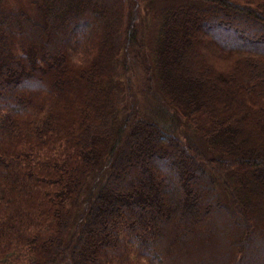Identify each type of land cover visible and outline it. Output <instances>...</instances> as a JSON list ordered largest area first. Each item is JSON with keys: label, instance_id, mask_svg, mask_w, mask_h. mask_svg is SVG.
<instances>
[{"label": "trees", "instance_id": "obj_1", "mask_svg": "<svg viewBox=\"0 0 264 264\" xmlns=\"http://www.w3.org/2000/svg\"><path fill=\"white\" fill-rule=\"evenodd\" d=\"M3 1L0 264H264V0Z\"/></svg>", "mask_w": 264, "mask_h": 264}, {"label": "rangeland", "instance_id": "obj_2", "mask_svg": "<svg viewBox=\"0 0 264 264\" xmlns=\"http://www.w3.org/2000/svg\"><path fill=\"white\" fill-rule=\"evenodd\" d=\"M233 1L237 3H244L248 0ZM39 2H41V0H4L3 4L6 8H19L26 11L34 18L40 19V13L36 4ZM131 2H134V0H131ZM168 2L170 1L166 0V2H164L162 0H136L134 6H132L133 3H131L132 11H134L135 15L137 16L135 23L138 26L137 28L140 29L143 27L144 36L147 43H150L153 35L155 34V30L160 18V9Z\"/></svg>", "mask_w": 264, "mask_h": 264}]
</instances>
